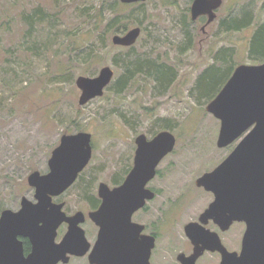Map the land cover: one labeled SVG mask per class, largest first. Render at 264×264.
I'll return each mask as SVG.
<instances>
[{"label":"rangeland","instance_id":"374dc122","mask_svg":"<svg viewBox=\"0 0 264 264\" xmlns=\"http://www.w3.org/2000/svg\"><path fill=\"white\" fill-rule=\"evenodd\" d=\"M101 1L0 0V210L18 209L21 196L34 200L27 177L34 170H49L48 160L63 134H91V158L66 189L71 196H63L71 202L76 192H94L101 181L110 184L127 176L135 138L141 133L149 139L162 130L174 134L175 146L158 165L152 184L165 196L183 193L182 201H199L205 195L195 179L216 167L235 146L236 141L217 146L220 120L206 105L237 65L264 61L249 52L256 24L264 21V0H222L209 24L207 16L191 18L193 0L135 3L140 7L133 17L122 18L128 23L123 32L141 27L131 47L113 45L112 35L123 32H108L103 23L97 35L106 38L104 44L88 33L98 26L93 16ZM112 4L107 0V6ZM37 8L46 14L41 20L38 14L31 28L26 18ZM242 9L251 13L252 25L227 28L224 19L241 14ZM80 44L83 49L91 44L102 60L86 70L80 58H74L78 50L73 48ZM216 55L220 56L217 62ZM137 58L164 62L171 70L158 66L159 81L145 68L118 90L124 63ZM106 65L113 68L114 76L103 95L79 105L76 77L95 76ZM207 202L202 199L199 205ZM192 209H187L184 219L192 216ZM161 226L157 230H163ZM239 227L233 224L234 236ZM167 239L161 235L158 245ZM80 261L74 258L68 264Z\"/></svg>","mask_w":264,"mask_h":264},{"label":"water","instance_id":"95a60500","mask_svg":"<svg viewBox=\"0 0 264 264\" xmlns=\"http://www.w3.org/2000/svg\"><path fill=\"white\" fill-rule=\"evenodd\" d=\"M144 1L119 0L122 4ZM222 2L193 0L191 18L207 16L209 24ZM140 34L141 27L134 26L113 34L111 42L115 46L130 47ZM113 76L114 70L109 65L102 66L95 76H77L78 104L84 105L102 96ZM206 110L220 120L218 147L239 141L214 169L197 177L196 184L216 194L210 205L213 210L221 208L220 203L225 208L226 202H232V215L225 222L229 225L234 220L245 221L250 239H245L240 254L226 251L220 264H264V61L237 65L208 102ZM135 143L133 166L124 182L114 188L104 182L99 184L103 203L98 210L90 212L92 220L100 226L98 240L90 254L95 264H118L115 235L119 232L117 226L123 224L120 217L129 218L143 204L144 198L151 196L145 185L154 177L159 162L173 150L176 138L170 131L162 130L151 139L141 133ZM91 152L89 132L63 134L48 160L49 170L46 173L34 170L28 175L27 182L35 188L37 201L23 197L19 210L7 208L1 212L0 264H57L60 260L67 261V253L82 255L86 252L87 243L78 225L83 221V212L66 216L61 205L52 202V197L74 183L88 164ZM121 200L130 201V205L121 208L118 205ZM63 221L69 223V231L60 243H55L56 229ZM186 229L193 240V228ZM18 236L29 238L28 256H24ZM149 239L151 247L154 237Z\"/></svg>","mask_w":264,"mask_h":264},{"label":"flooded vegetation","instance_id":"af4514ba","mask_svg":"<svg viewBox=\"0 0 264 264\" xmlns=\"http://www.w3.org/2000/svg\"><path fill=\"white\" fill-rule=\"evenodd\" d=\"M237 143L238 140L235 146ZM158 165L156 166L154 177L145 185V189L151 191V196L145 197L143 204L134 210L129 218L120 217L123 224L117 226L119 232L115 235L117 263L220 264L223 259V254H226V251L240 254L242 249H244L243 244L245 239L247 241L250 240L249 234L247 233L248 225L245 221L237 220L232 221L229 225L226 224L225 221L232 215V202H226L225 208L220 203L221 208L213 210L210 205L215 201L216 194L202 185H197V178L194 182L195 186L201 189L209 198L203 195L199 201H195V199L182 201L183 193L178 194L176 197L165 196L163 191H159L152 184L153 179L158 175ZM125 179L126 176L117 178L111 181L110 184L104 183L110 188H114L120 186ZM99 184L97 185V190L94 192H76V194H73L72 202L63 197L64 195L71 196L65 192L66 190L52 197V202L54 204H60V209L66 216H72L79 211L83 212V221L78 225L83 230V238L87 243V249L84 254L67 253V261L60 260L57 264H68L74 258L81 259L80 264H82L81 262L95 264L91 262L90 254L98 240L100 226L92 220L90 212L98 210L103 203V198L98 191ZM30 187L34 200H29L36 202L35 188L33 186ZM23 197L26 196H21L19 208L12 210L17 211L20 209ZM202 199L208 200V202L199 205ZM118 205L121 208L128 207L130 201L121 200L118 202ZM174 205L176 206V211L172 212ZM4 209L7 208L1 209L0 215ZM187 209H192L193 214L186 220L184 216L186 215ZM162 223L163 226L160 229L163 230H157ZM234 223L240 224L241 226L238 228L239 231L235 236L233 232ZM189 226L193 228V240L188 235L186 229L187 227L190 228ZM68 231L69 223L67 221L61 222L56 229L54 242L60 243ZM164 234L168 236V239L164 245H158L159 237ZM149 237H154V244L152 246L151 243V247L149 246ZM18 239L22 242L24 256H28L31 251L29 238L18 236Z\"/></svg>","mask_w":264,"mask_h":264},{"label":"trees","instance_id":"16d2710c","mask_svg":"<svg viewBox=\"0 0 264 264\" xmlns=\"http://www.w3.org/2000/svg\"><path fill=\"white\" fill-rule=\"evenodd\" d=\"M106 4H107V0H102L99 4V7H95V14L93 18L98 19L97 22H96V19L94 20L95 24H97L98 26L88 31V33L90 34L91 33L96 34V39L103 44L105 43L106 38L105 37L102 38L101 33H98L97 35L99 25L103 23L104 30H107L108 32L110 30H112V32H123V30L127 28L128 23L126 21L123 22L122 18H126V16L129 18L131 16L133 17L132 15L133 11L136 8L140 7V6H137V4L135 3L122 4L119 2V0H113V4L110 6H107ZM139 5L143 6L144 4L143 2H139ZM127 9H129L130 11L127 13V15H124L123 12ZM38 14L40 15L38 18L39 20H41L44 17V14H46V12L43 10V8H37L36 10H34L32 15L26 18L31 28L37 22L38 19L36 17ZM252 20L253 19H252L251 13L248 12L246 9H244L241 12V14L228 15V17L224 19L223 24L227 25V28L229 29L239 30L243 27H248V25L251 26L253 23ZM256 26L257 27L254 30L253 36H252L253 47L249 49V52L251 54L260 55L261 58H264V21L257 23ZM74 40L76 41V43L81 42L79 39H74ZM79 46H81V44L76 45V47L73 48V50H78V53L75 54L74 58L75 59L80 58L81 63L84 64L83 66H86L84 67L86 68V70L92 64L98 63L102 60L100 54L94 53V49L91 44L86 46V48L84 49L80 48ZM225 50L226 49L223 48V52ZM219 57L220 56L216 58V62H217V59H220ZM225 58H226L225 56L223 57L221 55V59L225 60ZM117 61L118 59L115 60V63H117ZM216 62H214L212 65L216 66ZM231 65L233 68L234 63H231ZM158 66H165L171 70V68L165 65L164 62L159 63V62H153L151 60H141L139 58L135 59L134 61L128 60L126 63H124L123 73L121 77H119V80L117 81V85L119 86L118 90H122V88L127 84V82L134 77L135 73L141 70H145V68L150 75L154 76V78H156L157 80L162 81L161 78L157 77V75L155 74V69Z\"/></svg>","mask_w":264,"mask_h":264}]
</instances>
